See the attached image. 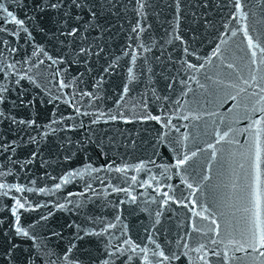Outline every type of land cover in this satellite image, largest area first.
Masks as SVG:
<instances>
[{
    "label": "water",
    "instance_id": "1",
    "mask_svg": "<svg viewBox=\"0 0 264 264\" xmlns=\"http://www.w3.org/2000/svg\"><path fill=\"white\" fill-rule=\"evenodd\" d=\"M262 236L264 0H0V264H264Z\"/></svg>",
    "mask_w": 264,
    "mask_h": 264
},
{
    "label": "snow or ice",
    "instance_id": "2",
    "mask_svg": "<svg viewBox=\"0 0 264 264\" xmlns=\"http://www.w3.org/2000/svg\"><path fill=\"white\" fill-rule=\"evenodd\" d=\"M9 15H11V13H9ZM250 44H251V41H250ZM193 155H195V153H193ZM187 159V158H186ZM179 164H183L184 163V160H181L178 162ZM18 191L20 189H17ZM258 203V202H257ZM17 205L18 207H23L22 204L19 203V201H17ZM17 231H19V229H17ZM26 234V233H25ZM260 247H264V236L261 237V240H260ZM262 255H264V253H261ZM161 256H163V253L160 254Z\"/></svg>",
    "mask_w": 264,
    "mask_h": 264
}]
</instances>
